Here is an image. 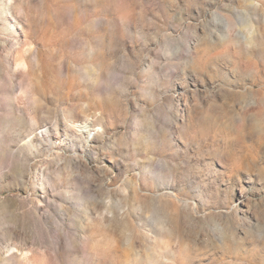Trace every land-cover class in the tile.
Instances as JSON below:
<instances>
[{
  "label": "rangeland",
  "instance_id": "rangeland-1",
  "mask_svg": "<svg viewBox=\"0 0 264 264\" xmlns=\"http://www.w3.org/2000/svg\"><path fill=\"white\" fill-rule=\"evenodd\" d=\"M0 264H264V0H0Z\"/></svg>",
  "mask_w": 264,
  "mask_h": 264
},
{
  "label": "bare ground",
  "instance_id": "bare-ground-1",
  "mask_svg": "<svg viewBox=\"0 0 264 264\" xmlns=\"http://www.w3.org/2000/svg\"><path fill=\"white\" fill-rule=\"evenodd\" d=\"M84 125H85V124H84ZM84 125H83V126H80V125H79V126L83 128V127H85V126H86V125H85V126H84Z\"/></svg>",
  "mask_w": 264,
  "mask_h": 264
}]
</instances>
